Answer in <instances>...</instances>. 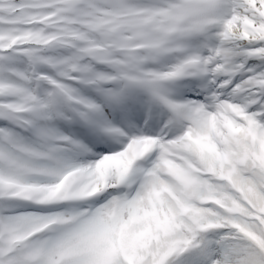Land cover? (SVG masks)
<instances>
[{"label": "snow or ice", "instance_id": "snow-or-ice-1", "mask_svg": "<svg viewBox=\"0 0 264 264\" xmlns=\"http://www.w3.org/2000/svg\"><path fill=\"white\" fill-rule=\"evenodd\" d=\"M0 264H264V0H0Z\"/></svg>", "mask_w": 264, "mask_h": 264}]
</instances>
